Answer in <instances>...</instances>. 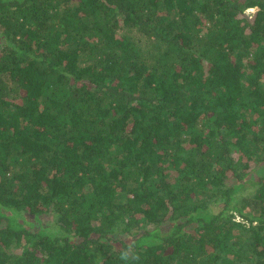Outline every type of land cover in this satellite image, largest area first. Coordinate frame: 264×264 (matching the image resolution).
<instances>
[{
  "label": "trees",
  "instance_id": "trees-1",
  "mask_svg": "<svg viewBox=\"0 0 264 264\" xmlns=\"http://www.w3.org/2000/svg\"><path fill=\"white\" fill-rule=\"evenodd\" d=\"M0 264H264V0H0Z\"/></svg>",
  "mask_w": 264,
  "mask_h": 264
},
{
  "label": "rangeland",
  "instance_id": "rangeland-1",
  "mask_svg": "<svg viewBox=\"0 0 264 264\" xmlns=\"http://www.w3.org/2000/svg\"><path fill=\"white\" fill-rule=\"evenodd\" d=\"M255 11H256V8H250V9L246 10V12L249 13V14H253ZM260 170H262V169H260V168L258 169L259 173L262 172V171L260 172ZM254 174H256V172Z\"/></svg>",
  "mask_w": 264,
  "mask_h": 264
}]
</instances>
